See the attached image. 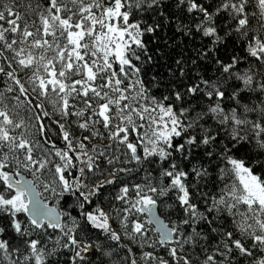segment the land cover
Returning a JSON list of instances; mask_svg holds the SVG:
<instances>
[{
    "label": "snow or ice",
    "instance_id": "6c2138e0",
    "mask_svg": "<svg viewBox=\"0 0 264 264\" xmlns=\"http://www.w3.org/2000/svg\"><path fill=\"white\" fill-rule=\"evenodd\" d=\"M0 264H264V0H0Z\"/></svg>",
    "mask_w": 264,
    "mask_h": 264
},
{
    "label": "trees",
    "instance_id": "16d2710c",
    "mask_svg": "<svg viewBox=\"0 0 264 264\" xmlns=\"http://www.w3.org/2000/svg\"><path fill=\"white\" fill-rule=\"evenodd\" d=\"M38 2L41 5H43L44 0H38ZM161 35L162 36L166 35L167 37L170 38L172 36V31H170L168 29H165V31L163 33H161ZM198 43H199V38L198 37L194 41H186L184 44H181L180 48L176 49L175 52H172V56L175 57L177 52H180V51H184L186 56H191V55L194 54V49H193L192 45L193 44H198ZM161 46L163 47V41H161ZM149 47L152 48L153 45L149 44ZM164 51L167 52V51H170V49L164 48ZM171 62L172 61L170 59H168L167 56H165L162 59L158 58L156 60V65L153 67V71L151 73H149V77L148 78H150L154 74H157V75H160V76H166L167 75L168 64H170ZM212 74H213L212 71L209 70L208 75H212ZM157 95H159V93H157ZM73 130L76 132L77 136L85 134V133H82L80 130L75 129L74 126H73ZM52 141L57 145V147L62 148L64 146L63 141L61 139H57V137L55 135L52 136ZM104 143L105 142L102 139H93L91 141V143L89 144V147H91L92 144H95L97 147H103ZM26 178L27 179H32L30 174H26ZM37 183H39V182H37ZM219 187H220V185L218 184L214 191H218ZM37 190L42 193V197H48V194L43 193L42 188L38 187ZM48 202H49L50 205L52 203H55V201L51 200L50 197H48ZM160 211L162 213H164V215L166 216L169 210L162 206ZM172 218L174 219L175 217H172ZM123 243L125 245H127L128 241L124 240ZM120 254H121V256H123L124 255L123 251H121Z\"/></svg>",
    "mask_w": 264,
    "mask_h": 264
},
{
    "label": "water",
    "instance_id": "95a60500",
    "mask_svg": "<svg viewBox=\"0 0 264 264\" xmlns=\"http://www.w3.org/2000/svg\"><path fill=\"white\" fill-rule=\"evenodd\" d=\"M38 191V190H37Z\"/></svg>",
    "mask_w": 264,
    "mask_h": 264
}]
</instances>
